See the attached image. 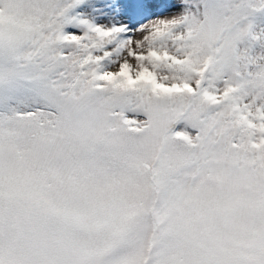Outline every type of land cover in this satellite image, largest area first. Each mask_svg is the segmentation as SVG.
<instances>
[{
    "label": "snow or ice",
    "instance_id": "snow-or-ice-1",
    "mask_svg": "<svg viewBox=\"0 0 264 264\" xmlns=\"http://www.w3.org/2000/svg\"><path fill=\"white\" fill-rule=\"evenodd\" d=\"M0 264H264V0H0Z\"/></svg>",
    "mask_w": 264,
    "mask_h": 264
}]
</instances>
